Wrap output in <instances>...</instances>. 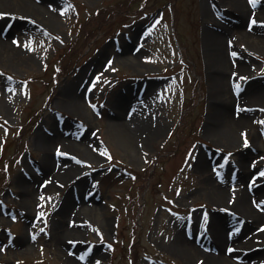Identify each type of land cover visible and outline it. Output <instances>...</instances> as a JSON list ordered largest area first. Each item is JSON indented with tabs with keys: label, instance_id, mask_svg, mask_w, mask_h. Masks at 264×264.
<instances>
[{
	"label": "rangeland",
	"instance_id": "1",
	"mask_svg": "<svg viewBox=\"0 0 264 264\" xmlns=\"http://www.w3.org/2000/svg\"><path fill=\"white\" fill-rule=\"evenodd\" d=\"M40 1L50 3L46 21L0 8L11 49L0 52V264H208L203 252L220 249L201 231L212 236L210 223L228 218L232 246L245 220L215 200L216 186L247 195L260 213L248 229L264 241V0ZM206 30L231 63L223 73L234 102L219 103ZM145 86L152 97L137 111L158 133L139 145L115 127V101L128 103L127 116ZM231 119L245 120L235 142L212 135L215 121ZM64 139L78 149L63 150ZM59 164H73L74 176L52 181ZM64 228L77 230L67 246L53 238ZM177 238L203 252L179 251ZM258 242L236 260L264 264Z\"/></svg>",
	"mask_w": 264,
	"mask_h": 264
},
{
	"label": "bare ground",
	"instance_id": "2",
	"mask_svg": "<svg viewBox=\"0 0 264 264\" xmlns=\"http://www.w3.org/2000/svg\"><path fill=\"white\" fill-rule=\"evenodd\" d=\"M50 4V3H49ZM49 4H47L46 2H41L40 0H0V8H3L1 10H6L4 8H9L10 10H14V11H19V12H24L26 14H36V16L40 15L41 19L46 21V18L49 17L51 15V13L49 12L50 9H48L47 7L49 6ZM10 10H6L8 12H10ZM261 13H264V10L261 11ZM44 14V15H42ZM3 19V18H2ZM1 20V19H0ZM208 33L207 36V50L209 53V56L211 55L212 58L215 61V65L217 67H215L216 71H218L219 77H218V83L215 87L216 92L218 93L217 96L220 97V102L219 103H230L231 101L234 102L235 98L234 96L230 95L227 93V87H226V83L225 81V75L223 73V71L226 69V66L228 65L229 69H231V63L228 62L227 60H225V58H223V53H222V48H221V43H220V37L217 35V33H213L212 31L206 30ZM246 34H250L249 31H247L246 29H244L242 31V35ZM8 42L3 38L2 35H0V52L4 51L5 49L11 50L10 48L7 47ZM12 54L13 56L17 53V51H13L12 50ZM135 58L134 53H130V56L126 57L127 61H132ZM95 61H97V58L94 59ZM92 63H95L94 61ZM235 68H239L240 70H243V67L236 65L234 66ZM221 77V78H220ZM75 84V81H74ZM149 84V83H147ZM151 85V84H149ZM150 89V90H149ZM151 86H145V88L143 89V96H144V100L141 101L142 103H140V105L134 104L132 106H129L132 108V111L129 115L125 116L121 114L122 107L125 106L127 107L128 103L123 102L124 100H117L115 101V107L117 108V113L115 115V120L114 123L116 124V128H121V131H123V135L125 136L126 141L127 140H131L132 138L138 142L139 145H144L145 141L148 140L149 138H151L152 136H154V133H158V131H156V127L154 126V120H151V123L149 122V119L146 118L144 116V114L147 113V111L145 110L144 112H138L137 109L138 107H143L145 106L149 100H151L152 97V93H151ZM76 87L74 86V99L78 100L80 99V93L79 91H76ZM71 95V94H70ZM69 95V96H70ZM68 96V98L70 99V97ZM250 97V96H249ZM216 98V97H215ZM245 99H249V98H244ZM250 99H257L256 95H253L250 97ZM259 99V98H258ZM211 102L217 103V99L212 98ZM239 102H241V100H239ZM242 105V103H241ZM114 107V108H115ZM242 107V106H241ZM74 108V107H73ZM115 108V109H116ZM76 109V108H74ZM245 120L242 119L241 122L236 121L235 119H231V122H229V120H223L222 122H218L215 121L214 125L215 127L211 130L212 135L217 137L219 136L218 134L224 131H227L223 134V136L225 139H230V141L232 140L233 142H235L237 133H235V131H233V127L234 126H241L244 125ZM217 122V123H216ZM225 124V125H224ZM224 126V127H223ZM114 127V128H115ZM120 130V129H119ZM230 130H232V132H230ZM133 136V137H132ZM43 142V146L45 147L47 153L48 152V148L46 147L48 143L47 139L45 137H43L42 139ZM77 141L76 140H63L62 141V146L64 147V149H70L73 152H75V149H73L74 147H76V149H78L77 147ZM80 148L82 149H88L87 147L84 146H80ZM200 154V153H199ZM48 156V155H47ZM47 158V157H45ZM46 160V159H45ZM49 160V159H48ZM48 160L46 164H42L41 167L43 169H46L49 165L48 164ZM199 163L202 164L203 163V159L201 157H199ZM74 171V165L73 164H59L56 171H52L51 176H52V181H57V180H61V179H65L68 176L73 177L74 175L72 174V172ZM72 174V175H71ZM77 183H80L82 181V179H75L74 180ZM262 185L264 186V182L262 183ZM25 192L27 193H31L33 191H36V189H32L30 190L29 188H24ZM229 194L230 192L228 191L227 187L224 186H216L213 189V196L215 198L216 201H222L223 206L229 207L231 208L233 211H235L237 214H239V216L245 218L242 226L239 228V230L237 232H235L237 235L235 236L237 238V240H234V244L232 246H228L227 243H224L223 241L228 240L230 242V240L228 239L229 236H231L234 232L233 231H227V235L226 232L223 229H229V224L227 225V223L230 221L227 219H223V216L220 217H215L218 220H222L220 223H216V222H212L210 223L208 229H210L209 233L212 235L210 236L207 233H204L201 231V235H202V241L206 242V241H212V243L214 245H216V248L219 247V251L215 250V253H207L205 254L199 247H196L193 244V240H185L184 238H177L176 241L174 242V247L176 249H178L179 251H184V252H188V253H197V252H203V254L205 255L206 261H208V264H246L242 259H237L236 260V256L241 257L243 252L242 249L244 247L249 248L254 246L255 244L253 243L255 240L260 239V246H264V241L263 239H261L259 236H255V234L253 233V230L250 228V225H253L254 222H256V220H258L260 218V213L258 211H256V209L252 206V204H250L247 200V195H240L237 197H234L233 199L229 198ZM89 207H91L90 205L85 204L83 206L84 209H89ZM69 210H71L69 208ZM68 210V211H69ZM233 222H231L232 224ZM60 226V225H58ZM196 227V222L193 225V228ZM231 227V225H230ZM195 230V229H194ZM70 234H74V238H77V230H68L67 228H64L62 230H58L53 234V238L56 240V242L64 244L65 246L68 245V241L64 240L66 238H68V235ZM76 235V236H75ZM260 235V234H257ZM213 239V240H212ZM261 240L263 242H261ZM250 243V244H247ZM230 244V243H229ZM231 248L233 249L232 252H229L228 249ZM257 251H252L250 253L251 256H253ZM232 254L233 253V259L230 258L229 256H227V254ZM243 257V256H242ZM228 258V259H227ZM205 262V261H204ZM77 263V262H76ZM80 264V263H77Z\"/></svg>",
	"mask_w": 264,
	"mask_h": 264
},
{
	"label": "snow or ice",
	"instance_id": "3",
	"mask_svg": "<svg viewBox=\"0 0 264 264\" xmlns=\"http://www.w3.org/2000/svg\"><path fill=\"white\" fill-rule=\"evenodd\" d=\"M248 2H249V4H256V3H258V0H248ZM257 22L253 19V20H251L250 21V28H251V26L252 25H255ZM14 43H15V41H14ZM10 79V78H9ZM241 79H246V78H244V77H241ZM239 84H236L235 85V89L238 91L239 90ZM94 107V106H93ZM244 109H237V111H243ZM260 123H262V124H264V121H260ZM242 135H244V134H242ZM244 146L245 147H247L248 146V141H247V139L245 138V140H244ZM103 154V153H102ZM220 167H223V165H220ZM259 176L260 177H264V171H261L260 173H259ZM254 181H255V178H253V183H254ZM250 188L252 187V185H250L249 186ZM44 214L43 213H40V216H43ZM239 229H237V231H238ZM41 231H43V229H41ZM261 231H264V229H261ZM33 238H35V237H33ZM228 251L229 252H232L233 251V249H231V248H229L228 249ZM81 259H82V257H81Z\"/></svg>",
	"mask_w": 264,
	"mask_h": 264
},
{
	"label": "trees",
	"instance_id": "4",
	"mask_svg": "<svg viewBox=\"0 0 264 264\" xmlns=\"http://www.w3.org/2000/svg\"><path fill=\"white\" fill-rule=\"evenodd\" d=\"M99 24H101V23H99Z\"/></svg>",
	"mask_w": 264,
	"mask_h": 264
}]
</instances>
